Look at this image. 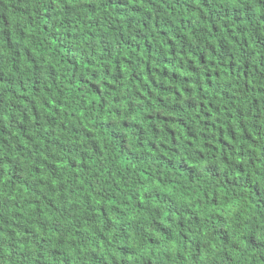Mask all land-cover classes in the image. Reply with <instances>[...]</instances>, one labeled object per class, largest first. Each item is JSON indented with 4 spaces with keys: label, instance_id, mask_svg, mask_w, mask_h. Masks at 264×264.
Instances as JSON below:
<instances>
[{
    "label": "clouds",
    "instance_id": "1",
    "mask_svg": "<svg viewBox=\"0 0 264 264\" xmlns=\"http://www.w3.org/2000/svg\"><path fill=\"white\" fill-rule=\"evenodd\" d=\"M0 264H264V0H0Z\"/></svg>",
    "mask_w": 264,
    "mask_h": 264
}]
</instances>
